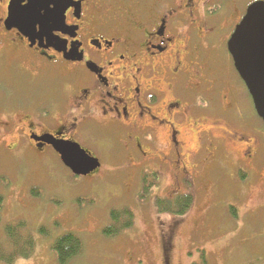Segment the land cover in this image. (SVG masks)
Here are the masks:
<instances>
[{"label":"flooded vegetation","instance_id":"obj_1","mask_svg":"<svg viewBox=\"0 0 264 264\" xmlns=\"http://www.w3.org/2000/svg\"><path fill=\"white\" fill-rule=\"evenodd\" d=\"M13 1L0 0V137L21 115L15 146L61 161L56 148L72 142L106 149L141 173L142 191L148 173L152 187L173 173L175 192L200 190L224 158L247 182L264 173V122L229 51L260 0H48L11 23ZM37 90L25 104L19 93Z\"/></svg>","mask_w":264,"mask_h":264},{"label":"rangeland","instance_id":"obj_2","mask_svg":"<svg viewBox=\"0 0 264 264\" xmlns=\"http://www.w3.org/2000/svg\"><path fill=\"white\" fill-rule=\"evenodd\" d=\"M22 69L14 66L13 71L42 81L40 75L28 76ZM46 91L19 94L26 104L33 94ZM2 118L8 119L7 114ZM13 123L0 137V242L6 241L5 226L21 219L28 221L36 242L30 258L13 264H59L52 246L65 232L77 233L84 242L83 252L70 264H166L164 248L169 264H264L262 169L247 182L241 178L245 170L224 158V170L203 171L206 182L192 192L195 200L183 216L160 213L157 198L171 200L183 192H175L173 173L142 191L141 173L120 163L116 154L93 148L101 168L74 176L53 152L39 154L23 143L15 146L11 129H22L15 135L23 136L21 115ZM258 125L264 129L261 121ZM188 142L197 141L190 135ZM124 207L133 211V225L106 237L103 227L110 221V211ZM43 227L46 232L41 233Z\"/></svg>","mask_w":264,"mask_h":264},{"label":"water","instance_id":"obj_3","mask_svg":"<svg viewBox=\"0 0 264 264\" xmlns=\"http://www.w3.org/2000/svg\"><path fill=\"white\" fill-rule=\"evenodd\" d=\"M47 4L48 0H35L33 4L21 6L20 0H14L9 21L26 23L32 17L30 9L33 6L43 9ZM229 40L235 67L252 93L257 113L264 122V0L249 5L244 19ZM67 146L56 150L74 176L89 175L101 167L99 158L80 144L72 142Z\"/></svg>","mask_w":264,"mask_h":264},{"label":"trees","instance_id":"obj_4","mask_svg":"<svg viewBox=\"0 0 264 264\" xmlns=\"http://www.w3.org/2000/svg\"><path fill=\"white\" fill-rule=\"evenodd\" d=\"M143 178L145 186H147L146 184L154 185L152 183L154 181L152 173L146 174ZM194 200L193 193H182L171 200L163 197L157 198L156 205L160 213L166 212L183 216L192 207ZM109 218L110 221L103 227V233L106 237L117 236L124 230L129 229L135 219L134 213L129 207L112 209ZM39 231L41 233L46 232L44 227ZM4 233L6 241L0 242V262L13 264L18 259L30 258L33 255L36 242L28 221L21 219L10 222L5 226ZM83 248V240L77 233L73 232H65V234L54 240L52 246V250L57 254L59 264H70L73 259L83 252Z\"/></svg>","mask_w":264,"mask_h":264}]
</instances>
